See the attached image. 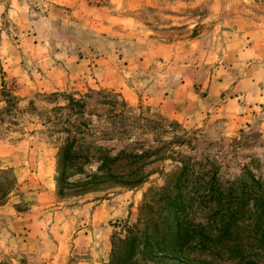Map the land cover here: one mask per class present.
Masks as SVG:
<instances>
[{"label": "rangeland", "instance_id": "374dc122", "mask_svg": "<svg viewBox=\"0 0 264 264\" xmlns=\"http://www.w3.org/2000/svg\"><path fill=\"white\" fill-rule=\"evenodd\" d=\"M138 168L140 186L114 177ZM251 176L264 187V0H0V264H113L130 238L131 264H231L144 249L170 182L199 198ZM216 207H187L191 226Z\"/></svg>", "mask_w": 264, "mask_h": 264}, {"label": "trees", "instance_id": "16d2710c", "mask_svg": "<svg viewBox=\"0 0 264 264\" xmlns=\"http://www.w3.org/2000/svg\"><path fill=\"white\" fill-rule=\"evenodd\" d=\"M123 154L126 159H134L132 163L136 164L152 153L127 154L123 152ZM121 155L113 158L107 157L102 167H107L109 163H116ZM60 156L61 162L72 159L74 154H72L71 146L64 148ZM141 169L138 168L129 176L116 175L114 177L119 180L120 186L137 187L144 182ZM186 169L184 168L183 172ZM181 178L176 179L174 186H171L170 182L158 191L162 203L161 209L165 215L160 224L166 226L167 222V230L160 233L159 229L154 227L157 234L153 240L156 244L152 246L147 244L144 250L150 249L154 255H163L168 252L180 261L187 260L185 258L187 249L200 252L210 251L219 257H225L231 264H258L253 258L259 256L260 251L264 252V187L261 181L251 176L249 180L237 181L227 191H223L214 179L210 181L211 196L185 198L179 192L183 184ZM198 199L201 204L214 201L217 207L211 211L207 223H196V211L194 210V227H192L190 211L187 207L193 208L194 206L195 209ZM173 212H175V223L173 227H170L169 219L173 217ZM176 215H178L177 219ZM148 239L151 238L148 237ZM136 242L137 239L133 238L122 242L123 249H118L121 254L113 260V264H131V260L136 255ZM175 245V249L168 248ZM194 264L208 263L194 261Z\"/></svg>", "mask_w": 264, "mask_h": 264}]
</instances>
